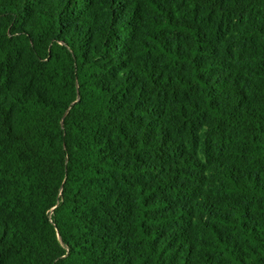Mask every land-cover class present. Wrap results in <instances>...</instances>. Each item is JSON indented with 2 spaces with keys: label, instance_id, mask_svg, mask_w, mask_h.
Here are the masks:
<instances>
[{
  "label": "trees",
  "instance_id": "obj_1",
  "mask_svg": "<svg viewBox=\"0 0 264 264\" xmlns=\"http://www.w3.org/2000/svg\"><path fill=\"white\" fill-rule=\"evenodd\" d=\"M0 264H264V0H0Z\"/></svg>",
  "mask_w": 264,
  "mask_h": 264
}]
</instances>
